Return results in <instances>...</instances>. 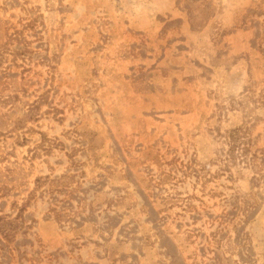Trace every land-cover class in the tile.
<instances>
[{"label": "rangeland", "instance_id": "obj_1", "mask_svg": "<svg viewBox=\"0 0 264 264\" xmlns=\"http://www.w3.org/2000/svg\"><path fill=\"white\" fill-rule=\"evenodd\" d=\"M0 264H264V0H0Z\"/></svg>", "mask_w": 264, "mask_h": 264}, {"label": "trees", "instance_id": "obj_2", "mask_svg": "<svg viewBox=\"0 0 264 264\" xmlns=\"http://www.w3.org/2000/svg\"><path fill=\"white\" fill-rule=\"evenodd\" d=\"M231 140H232L233 146L235 148L236 147L237 140H238V136L234 135L233 137H231Z\"/></svg>", "mask_w": 264, "mask_h": 264}]
</instances>
